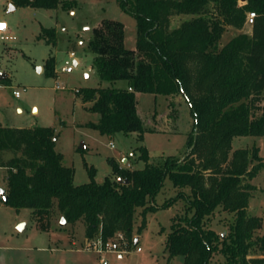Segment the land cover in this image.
Masks as SVG:
<instances>
[{
    "label": "trees",
    "instance_id": "1",
    "mask_svg": "<svg viewBox=\"0 0 264 264\" xmlns=\"http://www.w3.org/2000/svg\"><path fill=\"white\" fill-rule=\"evenodd\" d=\"M10 1L34 9L60 5V0ZM117 1L136 20V48L125 47L122 23L103 20L93 29L89 49L101 81H126L128 88L80 90L82 101L91 104L88 111L100 117L89 127L104 136L137 134L142 141L146 132L160 131L140 116L137 94L164 96L170 100V118H179V105L187 106L192 118L186 156H170L153 166L141 146L138 159L146 163L144 169L122 168L110 160L113 172L103 183L96 182L97 171L90 168V181L79 186L75 170L63 164L56 150L54 128L0 127L6 205L17 212L29 210L35 225L57 211L66 225L83 222L88 240L108 242L122 235L130 247L137 245L134 232L142 233L147 215L158 209L155 198L169 178L179 192L163 207L186 203L185 214L174 218L166 238L169 261L182 257L184 264H214L220 256L223 264H264V219L248 210L256 191L252 182L264 160L257 147H232L236 137L264 136V0ZM249 12L256 14L251 32L222 45L228 29H244ZM174 16L190 18L173 27ZM55 39V29L42 28L38 36L51 46ZM44 67L46 76L56 75L52 55ZM172 129V134L180 133L176 126ZM7 154L12 156L6 160ZM217 213L234 218L223 238L209 225ZM138 217L141 223L135 228Z\"/></svg>",
    "mask_w": 264,
    "mask_h": 264
},
{
    "label": "rangeland",
    "instance_id": "2",
    "mask_svg": "<svg viewBox=\"0 0 264 264\" xmlns=\"http://www.w3.org/2000/svg\"><path fill=\"white\" fill-rule=\"evenodd\" d=\"M68 3L72 7H65ZM250 13L253 12L248 16ZM189 18L174 16L172 26L177 27ZM103 20L122 23L125 47L136 48V20L121 10L117 0H60L59 7L53 10L14 6L10 0H0V22L8 28L0 33V73L8 76L6 82H0V127L54 128L58 138L56 150L63 155V164L75 170L74 184L79 186L90 181V168L97 171L96 182L103 183L113 172L110 160L120 162L117 164L124 168L144 169L146 163L138 159L141 146L147 149L149 164L153 166H159L170 156L184 158L193 124L187 106L179 105L176 120L169 116L170 100L164 96L140 94L138 108L145 123L149 128L163 132H146L139 141L137 134L104 136L89 127L91 123H98L100 117L88 111L90 104L84 103L76 91L99 87L128 88L126 81H101L93 69L94 54L89 49V41L93 29ZM42 28L56 30L55 46L38 40ZM246 32H251L249 21L241 31L228 29L221 44ZM72 52L77 65L70 57ZM50 55L55 58L56 75L53 77L46 76L44 67ZM66 61L71 64L66 72H62ZM57 85L64 90H57ZM15 91L19 92V97H15ZM173 126L179 128L180 133L172 134ZM233 141V150L257 147L264 160V136L236 137ZM11 156L7 154L5 159ZM125 160L128 162L124 163ZM6 175L7 170L0 168V188L7 186ZM253 185L256 191L250 200L249 213L264 219V168ZM162 190L155 198L158 209L146 217V228L140 234L134 232L132 241L138 239L137 245L122 244L119 248L122 255L106 252L104 257L109 264H184L182 257L168 260L165 242L174 218L185 214L186 203L178 200L164 208V204L176 198L179 191L169 178ZM233 219L231 215L217 213L209 225L218 234L226 236ZM60 222V214L54 211L49 220L35 225L29 210L17 212L0 200V264H100L99 255L87 250L89 242L84 223L61 227ZM140 223L138 217L135 228ZM20 226H23L22 230ZM260 234L264 235V229ZM213 263L223 264L224 259L215 256Z\"/></svg>",
    "mask_w": 264,
    "mask_h": 264
},
{
    "label": "built area",
    "instance_id": "3",
    "mask_svg": "<svg viewBox=\"0 0 264 264\" xmlns=\"http://www.w3.org/2000/svg\"><path fill=\"white\" fill-rule=\"evenodd\" d=\"M256 18V14L250 13L248 16L247 21H249L250 25L254 23V20ZM8 30L7 25L4 22H0V33H4ZM70 57L75 60V53H70ZM71 63L66 61L64 68H62V72H66L68 69L67 67ZM57 90H64V88L60 87L59 85L56 86ZM76 93H79V91H76ZM15 97H19V92H14ZM113 147V145H111ZM122 235L117 236L116 239L109 240L108 242H103L101 239H95V240H88V249L91 250L99 255V262L100 264H109L108 260L104 257V254L109 251L118 252L120 255L122 253L119 252V248L122 244H126ZM138 252H141V249H137Z\"/></svg>",
    "mask_w": 264,
    "mask_h": 264
},
{
    "label": "water",
    "instance_id": "4",
    "mask_svg": "<svg viewBox=\"0 0 264 264\" xmlns=\"http://www.w3.org/2000/svg\"><path fill=\"white\" fill-rule=\"evenodd\" d=\"M241 2H246L247 0H240ZM75 65H77V63L75 62ZM39 71V70H38ZM7 75L5 73H0V82L1 81H4L7 79ZM118 182L119 183H123V184H128V181H123L122 179H118ZM0 200L2 202H4V204H7L9 203V197L6 195V192L3 188H0ZM60 226L61 227H64L66 226V221L64 219L61 220L60 222ZM22 227L23 226H20V230H22ZM221 237L223 238L224 237V234H221ZM138 242V239H136V243Z\"/></svg>",
    "mask_w": 264,
    "mask_h": 264
},
{
    "label": "crops",
    "instance_id": "5",
    "mask_svg": "<svg viewBox=\"0 0 264 264\" xmlns=\"http://www.w3.org/2000/svg\"><path fill=\"white\" fill-rule=\"evenodd\" d=\"M75 62L78 64V62H77L76 60H74V64H75ZM139 95H140V94H137V101H138V99H139ZM165 99H167V98H165ZM90 106H91V104H90ZM90 106H89V107H90ZM89 107H88V108H89ZM137 107H138V106H137ZM138 111H139L140 116L142 117L139 108H138ZM156 113H157V112L153 113V116H154ZM142 118H143V117H142ZM158 118H160V116H159ZM143 120H144V119H143ZM157 130H158V129H157ZM158 131H160V130H158ZM160 132H163V131H160ZM127 162H128L127 160L124 161V163H127ZM116 163L120 164V162H117V161H116ZM119 166H120V165H119ZM120 167H121V166H120ZM122 168H124V167H122ZM252 183H253V182H252ZM249 209H250V205H249ZM249 209H248V210H249Z\"/></svg>",
    "mask_w": 264,
    "mask_h": 264
}]
</instances>
